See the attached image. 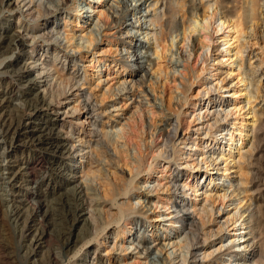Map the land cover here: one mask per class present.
<instances>
[{
	"label": "rangeland",
	"instance_id": "obj_1",
	"mask_svg": "<svg viewBox=\"0 0 264 264\" xmlns=\"http://www.w3.org/2000/svg\"><path fill=\"white\" fill-rule=\"evenodd\" d=\"M17 1L21 0L11 3L16 5ZM64 1V9L40 17L37 24L16 11L0 12V33L2 26L18 24L20 18L30 22L34 35H42L36 48H28L30 54L37 55L39 67L43 62L52 63L56 55L62 62L59 67L66 73L76 72L78 79L67 97L74 93L79 101L61 96L67 113L25 120L27 131L47 120L67 145L74 142L78 147H88L78 144L79 137L91 145L85 149L86 155L66 153L57 159L64 162L62 176L51 183L49 188L53 189L44 187L47 194L43 198L36 188L49 177L47 172L38 169L34 172H40L35 175L38 179L25 176L15 184L10 174V170L19 172L20 166L42 156V152L25 148L22 142L13 147L0 128V264L8 260L46 264L50 258L58 264H184L183 254L186 264H264V0L256 2V13L250 20L244 12H250L252 0ZM165 3L171 9L167 17ZM26 11L24 7L22 12ZM111 11L117 18L126 12L132 14L127 22L134 26H125V19L115 23ZM214 13L224 17L225 27L219 30L213 23L207 30L211 34L208 41L198 28L204 15ZM137 41V52L144 55L148 69L144 72L127 60L137 54ZM47 44L50 50L45 52ZM204 45L209 50H201ZM18 54L10 49L0 56L6 85L15 82L11 73L16 66L5 65L15 62ZM36 74L32 73L33 78ZM46 85L44 79L35 88L23 83L8 97L5 108L23 111L31 99L42 97ZM74 106L80 107L76 114H72ZM85 113L90 117H84ZM168 118L178 126L179 139L168 145L170 157L165 158L161 157L163 139L158 138L157 131ZM87 119L88 124H84ZM102 140L109 145V154L115 156L112 163L97 155ZM115 148L120 152L116 154ZM91 153L116 184L134 179L130 194L119 196L116 205H103L104 225H100L99 234L90 226L88 211L73 229L71 240L77 237L78 243L64 247L56 216L49 220L41 245L27 250L32 235L22 230L13 208L21 206L28 212L38 200L56 202L63 195L73 194L77 185L87 180ZM175 184L177 199L173 198ZM197 184L194 192L189 190L188 186ZM175 205H187L192 227L175 220ZM119 209L129 211L127 216L117 223L105 220L107 214ZM188 235L198 241L186 240ZM143 238L153 251L148 256L138 248ZM192 244H196L194 248ZM157 255L168 258L165 261Z\"/></svg>",
	"mask_w": 264,
	"mask_h": 264
},
{
	"label": "bare ground",
	"instance_id": "obj_2",
	"mask_svg": "<svg viewBox=\"0 0 264 264\" xmlns=\"http://www.w3.org/2000/svg\"><path fill=\"white\" fill-rule=\"evenodd\" d=\"M45 1L46 2L36 3V2H33V0H29L27 3L25 0H21V1H17V4L15 5V4L11 3V0H0V12L4 11V12L11 13L13 11H16V12L20 13L19 14L20 16L24 15V17L27 16V18L29 20L31 19L33 21L31 23L36 22L35 24H37L40 17L42 18L44 15H47V14L56 15V13H59L62 9H64L65 4H66L65 1L63 3L62 0H45ZM224 1H226V0H223V2ZM257 1L259 2V0H252L253 4H252V6H250V8H251L250 12L249 11L244 12V14L247 13V15L245 14L247 16V18H246L247 20L254 18V16H255L254 13H256L255 7L257 5L256 4ZM51 3H54L53 6L55 7V10H52V8L49 7V4H51ZM128 4H130V6H131L133 3L132 4L128 3ZM14 5H15V7H14ZM3 6H5L4 10L1 8ZM258 6H259V4H258ZM24 7H27V11L25 13L22 12V9ZM112 7L110 8L111 10L113 9ZM165 9H166V11H165L164 15H166V17H167V15L169 16L168 13L171 11L170 6L169 5L165 6ZM246 9H248V8H246ZM216 14L217 13H214L213 15H208V14L204 15L202 18V22L200 23L199 28H198L203 33L202 37H204V39H206L208 41L211 38V34H209V32L207 30L209 29V27L213 26V23L217 24V27L219 28V30L222 29L223 27H225L224 26V23H225L224 17L222 18L223 19L222 20L221 17H217ZM20 16H19V18H20ZM111 16H112L113 20L115 21V23H120V22H122L123 19H125L126 20V22L124 23L125 26H127V25H131L132 27L134 26L133 23L127 22V19H129L132 16V14L130 15V14H128V12H126L124 14V16L121 17L122 19L115 17L114 11H111ZM20 19H19L18 24H12V25H9L6 27L2 26L1 33H0V56H2L3 54H6L7 51L10 49H16L19 53L15 62H9L5 65L6 68L9 66H12V65L16 66V69L15 70L13 69L14 71L11 73V79L15 80V82L14 81L9 82L6 85L7 82L5 83V79L2 77V74H1L2 72H0V75H1L0 76L1 77L0 78V87L2 86V84L5 83L4 84L5 87L3 86L2 87L3 89L0 90V128L2 130V131L1 130L0 131L3 133V135H5V137L10 139V140H8L9 144L12 145L13 147L15 146V144L18 145V143L22 142L23 144H21V145H23V147L29 148V149L39 150L42 152V156L35 158L33 161H30L29 163L25 162L22 166H20L18 168L20 170L19 172L10 170L11 171L10 174L12 175L13 183L15 184L16 180L22 179V177H25V176H29L32 180V178L36 177L35 175H37V173H40V172H37L34 175V172H36V170H38V169L47 172L49 177L48 178L44 177V179L41 178L43 180L41 181V183L36 188V192L39 195H41L43 198H45L47 193H45V192L43 193L44 187L46 189H48L54 180L56 181L57 178H59V176H62L61 168L64 165V162L62 163V162H60V160L57 161V159L62 158L63 155L66 153L67 154L77 153V152L84 153L85 149L90 147L89 146L90 142L87 140L85 142L83 140V138L81 139L79 137V140L77 141L78 144H83V146L88 145V147H86V148L85 147H78L75 144H73L74 142L67 145V140L61 139V137L58 135V132H56L57 130L53 128L54 125H52L47 120H44L41 123L37 122L39 125L34 126V130H32L30 132L27 131L26 126H23V124H24L23 122L25 120L31 121L33 119H40L45 114L46 115H57L59 113H61V114L67 113L64 110L65 105L61 101V99H62L61 96H64L65 99H67V100L69 99V101H72L74 99L78 100L79 96L77 94L72 93L70 95L71 97H67V94L70 91L72 92V89L74 87H76V85L78 84L77 83L78 79H75V73L76 72L72 73V74L70 72L66 73L65 69L63 67H61V68L59 67L58 63L61 61L58 59V57H56V55L53 56L54 58L52 59L53 60L52 63L48 64V63L43 62L40 65L41 67H39V64H38L39 60H36L37 55L33 56L32 54H30L28 52V48L30 46H32L31 47L32 49L36 48L38 45L37 40H38V38H41L42 35H40V36L34 35V30H33V27L31 26V23L28 22V24H27V23L23 22L22 19L21 20ZM244 19H245V17H244ZM166 22L167 21H165V24H167ZM236 23H238V22H236ZM160 24L165 26L164 22H160ZM230 26H231V24H229L227 27H230ZM195 29L196 28L194 27L193 31ZM230 31H231V29H230ZM127 36H130V34L128 33ZM165 36L166 35L164 33H162V38H164ZM46 42L48 43V41H46ZM139 44L140 43L137 41V43L135 45L134 51L137 54H135L132 57L133 59H131L128 56L129 59H127V60H132V62H134V64H136L137 71L141 70L144 72V71H147L148 69L144 65V62H143L145 60V59H143L144 55L141 54V52L140 53L137 52V47L139 46ZM193 45H194V47L196 46V39H193ZM82 47H84V45H82ZM208 47L209 46L204 45L201 48V50L202 49L205 50L206 48H207V50H209ZM31 48H29V50ZM49 50H50V45L47 44L44 51L48 52ZM26 59L30 62L20 63L22 60H26ZM66 59L69 60L68 57H66ZM37 61H38V63H37ZM34 71L37 74L33 78L32 73ZM67 74L69 76H67ZM42 79H44L47 82V85H46L47 88H46L45 92L43 91L44 94L42 95V97H37V98L31 99L29 101L30 103H28V106L26 108H24L23 111L22 110H16V111L11 110V111H9L5 108L6 107L5 103H7L8 97L13 95L14 89L20 88L23 83L25 85L29 86L30 88H32V87L35 88L36 86L39 85V83H40V81H42ZM123 90H124V88L120 91H123ZM87 103L90 104L89 98H88ZM86 106H88V105L85 104V107ZM80 107L74 106L72 108V114H76L77 112H79ZM93 108H92V110H93ZM70 112H71V109H70ZM84 117L88 118L90 116H88L85 113ZM91 118H92V116H91ZM87 120L83 121V123L88 124L87 122H89V119H87ZM177 128H178V126L176 124H174L173 120L168 118L166 121V124L161 126L159 128V130L157 131L158 138L163 139L162 140L163 141L162 150L160 151L162 153L161 157H165V158L170 157V154L168 153L169 151L166 148L168 147V145L170 143H173L176 139H179V131L177 130ZM151 131H150V128L147 130V132H149V133ZM95 133L96 132H93L92 134H93V136L97 137V133L96 134ZM21 138H23V139L20 141ZM104 141L102 140L101 142H98V146L100 149L98 150L97 155H99V156L104 155L106 157V159H109V162L112 163V161H114V158H113L114 155L112 156L109 154V145L107 143H105ZM182 143H184L186 145L185 141H183ZM229 146H231V145H229ZM146 148H148V147H146ZM152 149H153V147H152ZM91 150H93V148ZM119 152H120L119 149L115 148V153L117 154ZM86 154H88V153L86 152ZM80 156H82V155H80ZM85 157L86 156H84V155L82 156V158H85ZM174 161L176 162L177 160L175 159ZM88 163L89 164L87 166H88L89 172L86 173L88 175L87 180H86V182L84 181L83 183H80L79 185H77L78 187H77L76 191L73 192V194L63 195L62 197L56 199V202H51V200L49 201L48 199H45V200L42 199L44 202L38 200L37 201L38 203H36L35 205L32 204L33 206L31 207V211H28V212H26L27 211L26 209H22L21 206H17V207L15 206V208H13L12 212H14L13 215L15 216V220L23 225L22 230L24 232H26V234H27V231H29L30 235H32V240H31L32 245H31V247L26 246L27 250L29 249V251H31V250H33L34 247L36 248V247L41 245L42 239H43L44 234L47 230L46 227L48 226L49 220H54L56 218V216H58L57 217L58 219H57V221L56 220L55 221L58 223V225L61 229L60 232L62 233L60 236V242H61V244H63L64 247L65 246L68 247L70 244L76 245L78 243L79 240L77 237L75 239L73 238V240H71L72 236H73V229L76 230V227H77L79 221L81 219L82 220L84 219V216H85V214H87L88 211L90 213L89 216L91 218L90 226L92 227V229L95 230V232L97 234H99L100 231H98V230H101L100 225H101V222H103V218L105 215V210H104L103 205L104 206L108 205L109 202H111L112 206L116 205L117 198L119 196H122V195L127 196L130 194L131 186H132L134 179L130 180L129 183H127L124 179L119 184H116L115 182H113L110 179V177H111L110 174H108L106 172L104 173L105 170L103 169V167H101L100 160L96 161L94 159V155H92V153H91L90 160ZM176 164H177V162H176ZM130 169H132V168H130ZM129 172H130L129 174H131L132 170L131 171L129 170ZM118 179H115V180H118ZM94 183H97V186H99L100 188L98 189L97 186L96 187L93 186ZM197 186H198V184L195 186H188V187H189V190L194 192L195 188ZM49 189H53V188L51 187ZM174 189L175 190H174L173 198L177 199L178 196L176 194V191L178 190V188H177L176 184L174 185ZM47 192L49 193V191H47ZM186 206L184 207L182 205L179 208H177L178 206L176 207V205L173 206L175 208L174 218L176 221H180V223H185V227H187V226L192 227L194 222L192 221L190 212L188 211V208ZM0 211H1V209H0ZM203 211H205V210H203ZM128 212H126V210H124V209H119L118 212L107 214V216L105 217V220L106 221L113 220V222L115 221L114 223H117L124 216H127L126 213H128ZM141 213H145V212L139 211V214H141ZM5 214H6L7 219H8L9 215L7 213H5ZM3 215H4V212H3ZM31 215H32V217H30ZM240 217H241V215L238 217V219ZM28 220H29V222H28ZM56 222H53V223H56ZM236 223H237V221H236ZM103 225H104V223H102L101 226H103ZM140 226L144 227V222H142L140 224ZM194 226H196V225H194ZM105 229H106V227H104L102 229V231H104ZM193 229H194V227H193ZM238 229H241V228H238ZM77 234L75 236H78ZM85 234L87 235V233H85ZM236 236L240 237V232ZM198 237H199V235H198ZM192 238H193V240L194 239L197 240L196 237L193 235H188L186 240H189ZM241 238H242V236H241ZM83 239H85V238H83ZM142 241L143 242L141 243V245H139L138 248L141 251H143V253H145L147 256L149 254L153 253V251H151V249H150V246H147L145 244L146 239L143 238ZM197 241L195 243H197ZM195 245L196 244H192L191 248H194ZM187 248L190 249V246H188ZM188 254H189V252H188ZM157 256L159 258L161 257L165 261L168 258V256L164 257V255H157ZM157 256H156V258H157ZM181 256H182L183 263L186 264L187 263L186 262V254H183ZM206 257H209V256H206ZM10 259L14 260L16 258L14 256L13 257L10 256ZM8 261L9 262H7V264H14V262L12 260H8ZM245 262L246 261H244V262L239 261V263H237V264H245ZM46 264H58V263H57V261L50 258L46 262ZM201 264H204V263L202 262Z\"/></svg>",
	"mask_w": 264,
	"mask_h": 264
}]
</instances>
